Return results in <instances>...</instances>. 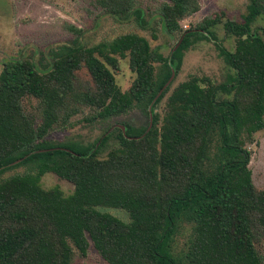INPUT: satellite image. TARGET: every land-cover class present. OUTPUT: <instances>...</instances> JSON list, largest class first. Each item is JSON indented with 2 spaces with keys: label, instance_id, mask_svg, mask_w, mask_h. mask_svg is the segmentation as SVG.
<instances>
[{
  "label": "trees",
  "instance_id": "1",
  "mask_svg": "<svg viewBox=\"0 0 264 264\" xmlns=\"http://www.w3.org/2000/svg\"><path fill=\"white\" fill-rule=\"evenodd\" d=\"M96 5L118 22H145L137 0ZM199 9V0L159 2L164 30L178 34L167 57L126 32L93 46L75 38L40 51L37 61L3 64L0 173L29 168L0 179V264H73L90 247L106 264H264L256 246L264 239V188L253 182L248 149L264 126V29H252L264 0H250L241 21L223 20L221 11L183 29ZM219 24L234 37L232 49L218 43ZM200 40L217 43L231 73L222 82L188 75L156 112L172 81L154 98ZM120 59L134 73L125 90L115 80ZM134 109L144 126L109 124ZM82 122L103 131L86 143L51 137ZM47 172L72 192L44 188Z\"/></svg>",
  "mask_w": 264,
  "mask_h": 264
},
{
  "label": "rangeland",
  "instance_id": "2",
  "mask_svg": "<svg viewBox=\"0 0 264 264\" xmlns=\"http://www.w3.org/2000/svg\"><path fill=\"white\" fill-rule=\"evenodd\" d=\"M163 0H137L138 8L143 10L144 24H139L132 16L125 22H118L111 16L103 14L97 7L96 0H0V71L5 62L24 57L37 61L39 52L62 43H70L77 39L87 46L96 45L104 40L126 33L136 32L146 37L155 53L167 57L175 46L178 34H169L160 20L156 7ZM250 0H199L200 9L195 14L183 19V29L195 26L204 17L217 12L225 13L223 20L241 21L248 13ZM71 27L80 30L75 33ZM218 43L232 49L234 37L230 36L222 24L213 28ZM252 29L260 35L264 29V13L256 18ZM216 42L200 40L183 53L182 64L172 79L170 89L157 104L155 111L161 114L167 96L188 75L208 76L216 82H222L231 69L219 55ZM134 73L128 66L127 59L119 60V70L115 80L121 89L129 87ZM81 117V116H79ZM129 124L144 126L147 118L137 109L126 115L116 117L109 124ZM103 128L99 125L89 126L84 122L65 130L53 131L51 137L57 142L72 139L82 143L97 139ZM251 153L249 167L256 187L264 188V126L254 135V142L248 145ZM28 162L11 167L0 173V179L22 174L29 168ZM44 188L58 186L67 195L72 192L71 183L58 179L53 173L47 172L41 178ZM110 212L127 220L125 212L111 209ZM264 255V239L256 244ZM73 264H106L93 247H90L85 258H76Z\"/></svg>",
  "mask_w": 264,
  "mask_h": 264
},
{
  "label": "water",
  "instance_id": "3",
  "mask_svg": "<svg viewBox=\"0 0 264 264\" xmlns=\"http://www.w3.org/2000/svg\"><path fill=\"white\" fill-rule=\"evenodd\" d=\"M178 45H179V42L174 46L173 50H175V49L178 47ZM174 76H175V72L172 71L170 78H169L168 81L165 83L164 87L158 92V94H157L156 97L154 98L153 102H154L155 99L161 94V92L163 91V89L169 85V83L172 81V79H173ZM153 102L151 103V105L153 104ZM151 105H150V107H151ZM150 107H149V108H150ZM151 125H152V113H151V111H150V109H149V127H148V129L151 127ZM116 126L121 127L122 130L125 131V127H124L123 125H121V124H117ZM148 129H147V130H148Z\"/></svg>",
  "mask_w": 264,
  "mask_h": 264
}]
</instances>
